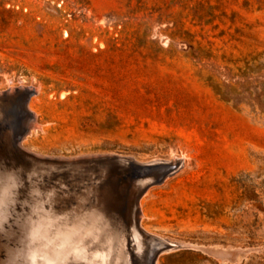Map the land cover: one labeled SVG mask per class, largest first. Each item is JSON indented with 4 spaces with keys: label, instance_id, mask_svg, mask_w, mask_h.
Listing matches in <instances>:
<instances>
[{
    "label": "rangeland",
    "instance_id": "rangeland-1",
    "mask_svg": "<svg viewBox=\"0 0 264 264\" xmlns=\"http://www.w3.org/2000/svg\"><path fill=\"white\" fill-rule=\"evenodd\" d=\"M21 84L32 153L184 156L140 199L146 228L191 245L156 264H264V0H0V91Z\"/></svg>",
    "mask_w": 264,
    "mask_h": 264
},
{
    "label": "bare ground",
    "instance_id": "bare-ground-1",
    "mask_svg": "<svg viewBox=\"0 0 264 264\" xmlns=\"http://www.w3.org/2000/svg\"><path fill=\"white\" fill-rule=\"evenodd\" d=\"M26 87L30 88V86L23 84L19 87L13 85L6 92L8 96H13ZM31 89L33 90L32 95L39 92L38 87H31ZM3 93L4 91H0V95ZM11 102L9 100L0 102V127L6 121L5 119L9 121L11 118L13 123H19L27 117L20 106L21 111L18 112V105L14 103V109ZM36 112H33L34 115L28 118L27 132L20 141L21 147L27 152L32 151L25 148L22 141L33 131L42 127L37 119ZM8 132L9 130L5 131V138L9 136ZM34 155L35 157L43 156L39 153H34ZM183 157L156 158L148 162H140L135 159L136 162L145 166L141 168V172L129 184L130 187L123 181V184L118 182V175L122 171L121 168L127 165L126 162L100 161L101 168L99 166L98 173L101 177L99 180L102 183L99 184L98 181L91 182L88 188L97 194V199L102 204L110 206L115 203L121 206L125 203L126 213H123L125 220L119 222V225L115 224L116 219H111V212L107 211L109 206L105 208L103 215L98 217L78 218L76 214L66 213L68 206L63 197L67 196L69 190L66 188L68 186L65 187L63 181L60 180L57 181L56 185L49 186L43 193H38L39 196L37 195L31 199L29 204L26 205V210L14 208V205L7 208L6 203H4L0 206V264H156L160 255L164 252L185 247L189 248L191 245L188 243L183 244L176 241V239L171 240L146 228L140 221L147 212L146 210L143 212L146 208L142 210L141 197H139L137 205L140 211L136 214L134 200L141 186L148 184L147 188H149L154 184H160L179 170L184 163ZM6 161L7 159L2 153L1 147L0 172L5 168ZM88 164L89 162L86 161L81 162V169L90 170ZM82 170L79 168V171ZM89 173V176L93 175L92 170ZM79 175L81 176V172ZM89 176L88 178L95 177ZM75 181L73 180V182ZM94 184L99 185L94 186ZM87 185L85 184V188H87ZM4 187L0 184V198L6 194L3 193L5 191ZM88 192H85V195L83 194L84 197ZM76 197H79V195ZM81 204V202H76L71 209L77 210ZM136 216L139 220L137 222H135ZM165 243H168L169 246L158 250Z\"/></svg>",
    "mask_w": 264,
    "mask_h": 264
},
{
    "label": "water",
    "instance_id": "water-1",
    "mask_svg": "<svg viewBox=\"0 0 264 264\" xmlns=\"http://www.w3.org/2000/svg\"><path fill=\"white\" fill-rule=\"evenodd\" d=\"M32 91L33 90L31 88L26 87L24 90L13 96H8L6 91L0 95V102L6 100H18L19 106L27 114L25 121L21 123H13L10 118V122L6 119L2 125L4 126V132L9 130V136L6 139H1L0 144L2 147V153L5 155L6 159L8 158L5 163V168H3V171L0 172V184L5 186V191L3 193H6L4 197H2V200L6 203L7 208H11L14 205V208H23V210H26V205L29 204L31 199L37 195L39 196L38 193H43L45 189L49 188V186L56 185L57 181H63V185L65 186L66 184L63 180L65 177L64 173L69 168H81L82 166L80 164L83 161L89 163L92 161L98 162L102 160L126 162V166L128 167L127 169L133 171L131 176H136L141 172H138V170H141V168L145 165L139 164L129 157L116 155L79 158L35 157L34 153L25 151L21 147L20 141L27 132L28 118L34 115L28 108V101L33 93ZM147 186L148 184L141 186L134 198L136 214H138L139 211L137 201ZM68 190L69 193L67 196L63 197L65 200L64 202H66L68 206L66 213L76 214L78 218H90L93 216L98 217L103 215L105 208L109 206L99 202L97 194L88 187L81 190L80 194H77V191L70 190V188H68ZM87 191L89 192L86 193V196L84 197V193ZM77 195H79V197H76ZM76 202H81L82 204L79 205L77 210L71 209ZM107 211L111 212V219H118V216H123V212L126 211V205L123 203L119 206L118 204L113 203L109 206ZM137 218L138 217L136 216L135 222H137ZM168 246L169 244L165 243L158 250Z\"/></svg>",
    "mask_w": 264,
    "mask_h": 264
}]
</instances>
